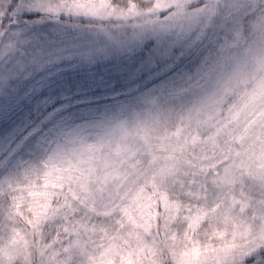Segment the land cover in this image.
<instances>
[{
    "label": "rangeland",
    "instance_id": "rangeland-1",
    "mask_svg": "<svg viewBox=\"0 0 264 264\" xmlns=\"http://www.w3.org/2000/svg\"><path fill=\"white\" fill-rule=\"evenodd\" d=\"M13 16L5 128L31 108L16 100L40 52L64 58L72 91L93 75L116 87L93 119L0 161V264H264V106L244 100L264 92V0H20ZM160 42L207 50L128 95L117 65Z\"/></svg>",
    "mask_w": 264,
    "mask_h": 264
},
{
    "label": "snow or ice",
    "instance_id": "snow-or-ice-1",
    "mask_svg": "<svg viewBox=\"0 0 264 264\" xmlns=\"http://www.w3.org/2000/svg\"><path fill=\"white\" fill-rule=\"evenodd\" d=\"M196 43L203 44V38L198 39ZM215 44L216 42H210L209 46ZM192 49H195V52ZM206 50V48L203 50L196 48V44L186 50L185 46L178 42H160L146 57H142L138 62L133 61L134 66L117 65V74L126 75L122 83L128 85V95L144 88H165L182 74V66H186V60L192 55L200 58ZM224 50L225 45L220 44L219 51ZM38 55L40 59L34 61L35 73L31 77L33 87L24 95H18L16 100L19 104L27 99L31 105L30 110L21 118V122L5 128L3 120L11 109L6 104L0 105V161L6 163H10V158L17 154L18 150H23L30 141L37 142L50 135L60 122L69 117L81 118L85 113L90 112L94 100L108 99L107 95L93 97L89 96V93L116 87L114 82H106L103 76L96 79L93 75L85 82L87 87L84 83H79L75 91H72V85L64 81L66 70L59 67L64 62V58L59 55L53 56L52 53L46 55L44 52ZM57 81L60 83L57 88H53V84ZM60 90L63 91L59 96L51 95L52 91ZM244 100L252 107L264 106V92L245 97ZM57 104L61 106L57 107Z\"/></svg>",
    "mask_w": 264,
    "mask_h": 264
},
{
    "label": "trees",
    "instance_id": "trees-1",
    "mask_svg": "<svg viewBox=\"0 0 264 264\" xmlns=\"http://www.w3.org/2000/svg\"><path fill=\"white\" fill-rule=\"evenodd\" d=\"M19 1L20 0H13L12 5L7 8V10L5 11V13L1 17V19H0V33H2L10 25V23L13 21V19H14L13 12H14L15 7L17 6V4H18ZM36 16H38V14L24 15L23 17H26V18H35ZM85 87H87V85H85ZM103 95H107L108 96V94H105L101 90H98L97 92L89 93V96H93V97H95V96H103ZM103 100L104 99H101L99 101H95L94 100L93 104H95L97 102H102ZM60 106H61L60 104H57V107H60ZM95 115H98L97 114V109H95V110L92 109V112H88V113H85L84 114L85 117H88L87 120L93 119L92 117H94ZM68 119L72 121L73 118L72 117H69ZM63 122L64 121H62V123ZM60 124H61V122L59 123V125L57 127H59ZM57 127H55L52 130V132L50 133V135H48L46 137V138H48V141H54V139H56L57 129H58ZM52 202L53 203L54 202L55 203H58V200L55 201L54 199H52Z\"/></svg>",
    "mask_w": 264,
    "mask_h": 264
}]
</instances>
